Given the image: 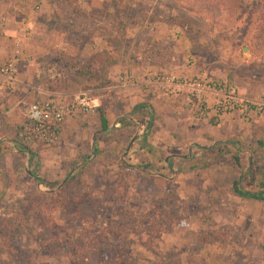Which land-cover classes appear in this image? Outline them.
Returning <instances> with one entry per match:
<instances>
[{
    "label": "rangeland",
    "instance_id": "rangeland-1",
    "mask_svg": "<svg viewBox=\"0 0 264 264\" xmlns=\"http://www.w3.org/2000/svg\"><path fill=\"white\" fill-rule=\"evenodd\" d=\"M103 1L99 0L97 6L106 10L104 17L88 16L82 9V0H45L42 9L34 11V6L40 7V1H36L30 7L32 13L27 19L35 28L26 31L18 71L22 66L28 68L29 84L44 92L40 98L83 92L85 82L70 64L80 58L81 62L101 59L112 51L118 67L114 81L106 76L103 88L116 85L123 73L129 76V87L125 92L115 89L118 91L114 98L100 91L103 88L87 94L88 98L97 94L101 103H92V113L78 116L84 131L76 128L63 139L59 131L58 141L85 139V145L71 156L67 150L56 152L57 142L46 147L20 139L24 120L11 129L12 140L23 142L30 151L33 148L31 162L37 165L34 168L27 160L17 176L0 177V264H94L92 260L79 259L70 263L63 256L62 246L52 239L56 233L59 238L69 237L77 243L90 238L93 228H106L109 233L111 230L109 240L116 237L124 242L123 264H162L164 254L190 249L201 228L223 234L224 241L202 245L189 256L190 261L184 253L178 255L179 264H264V204L232 193L231 182L237 174L228 157L208 159L205 168L186 174L161 170L166 178L134 167L141 162H155L156 158L167 164L173 156L190 154L194 145L210 147L227 139L239 141L247 152L253 151L251 157L258 161L257 165L264 166V149L253 142L254 132H264V114L239 125L235 119L227 132L217 128L213 134L194 135L186 128L185 112H174L173 107L181 106L192 115L185 104L142 86L146 73L205 77L231 84L243 98L264 99V52L249 53L241 21L228 23L223 16L205 20L186 13L177 0ZM148 63L157 70L143 66L137 81L129 66ZM137 83L138 89L159 96L160 103L147 100L146 111L132 115L131 106L125 111L121 108L127 92ZM36 99L39 97L22 100L18 105L21 112ZM114 108H119L115 114L111 111ZM98 109L105 116L109 132L100 134L95 143L93 137L99 134ZM123 112L137 118L132 120L134 126L110 127L114 116ZM146 125L145 143L150 154L146 146L145 150L139 149ZM94 144L97 154L93 153ZM79 158L84 161L77 166L87 164L80 185L62 193L66 166ZM120 160L131 167L120 166ZM28 167L41 179L58 186L48 191L27 174ZM58 192L65 196L64 202L45 212L52 217L55 231H40L35 214L44 211L43 195ZM124 207L130 212L120 211ZM138 214H151L149 222L155 225V232H163L152 242L151 250L142 247L145 235L138 224L147 216L140 219ZM104 246L106 252L115 254L118 245L104 242Z\"/></svg>",
    "mask_w": 264,
    "mask_h": 264
},
{
    "label": "trees",
    "instance_id": "trees-1",
    "mask_svg": "<svg viewBox=\"0 0 264 264\" xmlns=\"http://www.w3.org/2000/svg\"><path fill=\"white\" fill-rule=\"evenodd\" d=\"M177 1L181 9L186 13L195 15L205 20H209L217 16H223L228 23L241 21L244 24L243 33L244 38L248 41L247 47L249 53L251 55H258L264 52V0ZM107 54L108 55L106 57L101 59L96 57L85 62L78 60L70 64V67L74 69L77 75H79V77H81V79L85 82L82 90L90 91L102 89L104 87L106 69L116 65V57L114 56L115 51L108 52ZM98 111L100 112L99 134L93 137L95 143L99 140L100 134H106L109 132L103 112H101V109H98ZM137 111H146V107L144 105H139L134 108L131 114L134 115ZM131 118L137 121V118ZM122 124H124V128L134 126L131 120L124 121ZM147 124H149V122H147ZM147 129L148 127L146 125V130H144V134L142 135V144L139 146V149L142 150H145V146L148 147L145 143V134L147 133ZM12 141L15 145H21L23 149H26L29 163H31L32 154L29 147L19 140L13 139ZM253 142L257 148L264 149V132H254ZM145 151L148 154L151 153L149 147L146 148ZM98 152L99 150L94 144L93 153L97 154ZM253 154V151L247 152L239 141L235 139H227L220 140L210 147L194 145L190 154L186 153L184 155L173 156L167 164L156 158L155 162H141L134 167L139 169L141 172L157 174L166 178L164 174L160 173L161 170H166L173 174H186L196 170L197 168H205L207 166L206 161L208 159H221L223 157H228L237 174L236 178L231 182L232 193L240 199L259 201L264 204V166L257 165L258 161L251 157ZM80 161H84V158L68 162V165L66 166V175L63 179L64 183L62 186V193L65 190L74 189L80 185L81 174L87 165L83 162V164L77 166ZM120 166L124 168L131 167L122 160H120ZM28 172L35 182L45 186L48 191L58 186L55 182H49L41 179L37 173L29 167ZM62 193L58 192L43 195L45 196L43 199L46 203L43 205L44 211H36L35 214L37 222L35 225L40 231H45V229H52L55 231L52 217L49 213L45 212H49V207L56 206L64 202L65 196H63ZM123 209L126 212L129 211L126 207L122 208V210L120 209V211H123ZM116 211H119V209H116ZM137 216L140 217V219L147 216L144 222L141 220L138 224L142 226L143 234L145 235L142 247L150 249L152 242L163 232H155L157 231L155 225L149 222L150 217L152 216L151 214H143L142 216L141 214H138ZM122 223L117 226H121ZM31 224L33 223L30 221V225ZM168 226L169 224L167 227ZM101 231H106V233ZM53 235L54 237L52 239L54 240V243L62 246V249H64L63 256L67 258L70 263H75L79 260H92L94 264H123L121 260L123 255H121V252L124 248V242L116 237H113L114 240H109L108 235H113L111 230L109 233L106 228L104 230L93 228L90 238L84 237L83 240H79L77 243H74V241H72L69 237L63 238L62 236V238H59V235L56 233ZM224 239L223 234L214 233L206 228H201L196 235L194 243L189 247L190 249H182L176 253L164 254L162 264H179L178 255H181L182 253L185 254L184 258L190 261L189 256L193 252H196L202 245L224 241ZM104 242H112L113 244L115 243L118 245L116 253L109 254L106 252L104 249Z\"/></svg>",
    "mask_w": 264,
    "mask_h": 264
},
{
    "label": "crops",
    "instance_id": "crops-1",
    "mask_svg": "<svg viewBox=\"0 0 264 264\" xmlns=\"http://www.w3.org/2000/svg\"><path fill=\"white\" fill-rule=\"evenodd\" d=\"M36 1H40V7H38V10L39 8L42 9V6L44 5L43 2L45 0H0V63L5 62L10 56L11 48L13 47L14 42H19L22 47L27 41L26 31L29 28L31 29V27L32 29L35 28L34 25L31 26V23L29 19H27V17L32 13L30 7ZM82 2V9H85L84 11L88 16L104 17L106 10L98 8L97 3H99V0H82ZM87 46L89 45L87 44L84 48H87ZM79 60L82 61L81 58ZM143 66H147L154 71L157 70L154 69L155 67L150 63H148L147 65L142 64L138 67L134 64L130 65L129 68L133 71L135 79L137 81L141 79V69ZM117 67L118 65H115L114 67L111 66L106 69L105 74L107 76V79L114 81ZM25 68L26 67L24 66L21 67V69L18 71L19 73H17L14 80L10 83L9 86L3 84L0 85V177L17 176L19 174L18 171L21 168H23L24 170L23 164H25L28 160L25 159V157H28V154L26 152V149H23L21 145H15L13 143L10 137L11 129L16 125H20L24 120L22 112L18 107L22 100H30L33 97L40 98L41 95L44 94L43 91L38 88L32 87L29 84L28 79L29 75L31 74L27 71L28 68ZM139 85L140 84L137 83L136 85H134L135 87L132 86L131 90L127 92V99L125 102H122L124 108H121V111H125L131 106L129 110V114H131L134 108L139 105L148 107L147 100H149L148 102H155L156 105L160 103L159 96H154V93H152L151 91L149 92L138 89ZM114 86L115 85L112 84L100 91H105L106 94L109 95V98H114V94L118 91L115 90L116 88ZM82 91L86 94H90L98 90ZM89 99L91 100V103H97L95 105L101 103L99 101V98L97 97V94H93L91 98L89 97ZM113 106H115V104H113ZM173 108L174 112L176 111L179 114L181 113V111L185 112L184 115L187 116L188 119V122H185V125H188L186 126V128H188V132H190L191 134L194 133V135H200L205 132L213 134L217 128L222 129L223 132H227L233 126L235 119L238 123H236L237 125H239V123H242V120H240L237 114L223 115L220 118L219 124L215 125L214 121L209 118H193L192 115H190L186 110V108L181 109V106H176ZM173 108H167V111L173 110ZM118 109L119 108H114L111 111L115 114ZM78 116H80V114L64 118L60 126V136L62 137V139L63 137L67 138V136L76 128H78L79 131H84L82 122L77 121ZM127 120L132 121L133 119L130 116L124 114V112L118 115L116 114V116H114L112 124H109V126H112V128H124V124L122 123ZM62 139H60V141H57L54 149L56 150V152L67 150L70 152V156L76 153L77 150H80V146L85 145V139L66 142ZM32 152L33 148L31 150V154L33 157L34 154ZM31 165L35 168L37 164L31 162ZM31 170H33V168H31Z\"/></svg>",
    "mask_w": 264,
    "mask_h": 264
},
{
    "label": "built area",
    "instance_id": "built-area-1",
    "mask_svg": "<svg viewBox=\"0 0 264 264\" xmlns=\"http://www.w3.org/2000/svg\"><path fill=\"white\" fill-rule=\"evenodd\" d=\"M33 9L38 11L37 6ZM20 48V43L14 42L10 56L0 63V85H8L15 78L23 61ZM116 83L114 87L125 92L129 87L128 74H120ZM142 86L161 96L179 99L193 118H209L215 125L226 114H237L242 121L264 114V99L243 98L238 95L234 86L224 81L146 73ZM93 110L94 106L84 92L36 99L22 108L24 123L19 137L29 144L52 146L59 139L64 118L76 114H90Z\"/></svg>",
    "mask_w": 264,
    "mask_h": 264
},
{
    "label": "water",
    "instance_id": "water-1",
    "mask_svg": "<svg viewBox=\"0 0 264 264\" xmlns=\"http://www.w3.org/2000/svg\"><path fill=\"white\" fill-rule=\"evenodd\" d=\"M243 49L246 50V48H243ZM91 151H92V149H91ZM25 171L27 172V174H29V172L27 171V169Z\"/></svg>",
    "mask_w": 264,
    "mask_h": 264
}]
</instances>
